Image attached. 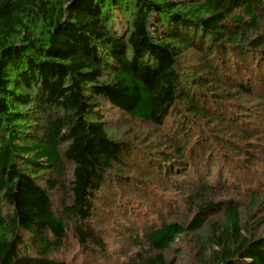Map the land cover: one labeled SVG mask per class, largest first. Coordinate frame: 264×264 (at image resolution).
<instances>
[{
	"label": "trees",
	"instance_id": "obj_1",
	"mask_svg": "<svg viewBox=\"0 0 264 264\" xmlns=\"http://www.w3.org/2000/svg\"><path fill=\"white\" fill-rule=\"evenodd\" d=\"M263 25L264 0H0V264H64L55 253L71 234L92 260L106 255L100 194L114 178L131 185L118 171L139 163L131 142L106 132L102 101L177 127L185 146L158 167L174 190L180 176L203 164L206 172L209 146L198 140L199 154L191 146L198 133L189 116L211 120L232 92L264 90ZM193 52L203 67L190 81L177 62ZM120 205L111 217L118 210L130 219ZM152 211L157 224L131 220L121 229L138 248L117 264H176L165 252L215 215L222 220L200 243L198 264H264V223L242 225L233 202H202L188 225Z\"/></svg>",
	"mask_w": 264,
	"mask_h": 264
},
{
	"label": "rangeland",
	"instance_id": "obj_2",
	"mask_svg": "<svg viewBox=\"0 0 264 264\" xmlns=\"http://www.w3.org/2000/svg\"><path fill=\"white\" fill-rule=\"evenodd\" d=\"M202 62L203 59L193 52L180 57L177 64L183 77L192 81L198 68L203 67ZM198 87L206 92L204 87ZM208 92L218 91L211 89ZM224 107V111L219 114L217 112L211 120L189 116L191 123L187 127L193 133H198L191 141V146L198 140L207 142L209 147L203 157L210 160L211 164L206 169L211 176L206 177L209 172L204 171L203 164V167H199V173L191 171V174L177 178L180 189L174 190L172 183L159 176L158 167L163 165V154L176 160V148L185 146L183 139L176 137L177 127L171 126L170 120L160 128L152 126L133 119L102 101L99 115L103 117L106 132L111 138L131 142L135 146L139 166L131 165L130 168L118 171L131 178V185L121 184L113 177L112 189L106 188L100 194L104 201L100 205L105 211L102 208L99 211L96 227L104 236L106 255L92 260L90 254L79 247L78 241L71 234L62 250L55 253L56 259L64 264L124 262L126 256H131L138 247L135 246L133 237L121 229L132 221L140 224L149 220L150 224H157L158 216L153 213V207L161 209L162 218L168 222L188 225L202 202H233L240 211L242 225L249 223L251 227L259 228L256 223H264V90L252 95H241L234 91L224 99ZM257 135L259 138H256ZM192 147L187 148L185 153H189ZM194 147L198 154L201 153L196 145ZM147 159L155 166L148 164ZM189 184H200L208 189L193 191L188 189ZM148 185L150 186L147 188ZM115 194H118L117 197H113ZM52 198L56 204L61 202L58 192L52 193ZM115 204L117 207L121 204L120 207L124 210L128 208L133 216L127 219L116 210L114 217H111L109 210L115 208ZM221 220V215L210 217L202 230L180 238L165 252V257L176 264H198L196 255L200 243L206 244L212 225ZM257 232L259 235L264 234V226Z\"/></svg>",
	"mask_w": 264,
	"mask_h": 264
}]
</instances>
